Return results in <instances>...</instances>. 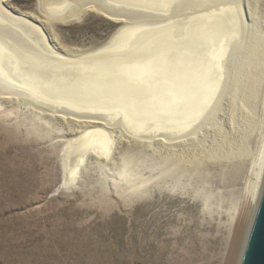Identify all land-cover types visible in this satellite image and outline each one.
I'll return each mask as SVG.
<instances>
[{"label": "rangeland", "instance_id": "374dc122", "mask_svg": "<svg viewBox=\"0 0 264 264\" xmlns=\"http://www.w3.org/2000/svg\"><path fill=\"white\" fill-rule=\"evenodd\" d=\"M142 1L0 0V11L24 32L47 77L59 79L117 57L110 47L126 27L142 34L137 45L147 40L137 50H151L169 24L203 11L200 0L161 8ZM217 5L234 7L243 30L226 61L224 93L182 140L134 137L121 115L66 113L50 98L0 87V264H226L241 223L231 261L240 264L258 206L244 200L264 141V0ZM98 133L109 151L86 147L70 178L66 153Z\"/></svg>", "mask_w": 264, "mask_h": 264}, {"label": "bare ground", "instance_id": "6f19581e", "mask_svg": "<svg viewBox=\"0 0 264 264\" xmlns=\"http://www.w3.org/2000/svg\"><path fill=\"white\" fill-rule=\"evenodd\" d=\"M149 1L159 8L166 7L169 3V0ZM220 1L222 0H200L199 9L201 11L203 9L201 15L169 24L168 26L172 27L166 28L167 30L165 29V32L159 35L154 32L157 35L156 38L153 41H148L153 47L151 50L149 47V50L146 48L137 50V48L139 49L138 46H143L147 40L141 41L144 42L143 44L140 43L142 45H137L142 34H138L136 29L131 27L123 39L125 44H123L121 37L126 33L117 36L118 38L110 47L112 49L114 46L117 48V52H115L117 57L109 59L107 56L106 60L105 58L101 59L102 57L98 58L97 63L89 67L84 62L86 64L85 66L82 64L83 70L77 69L71 74H68L69 72L63 73L64 76L68 74L71 77H77L76 82L65 80V77L62 78V73L59 79L54 77L55 75L58 76L54 72L51 74L52 76L48 75L47 77L42 66L35 63L40 62V60L37 61L33 53L35 51L26 48L24 38H22L24 32L19 30V27L15 25L16 22L14 24L16 28H12L13 22L10 21L11 19L8 21L0 9L2 11H0V87L15 90L18 93H26L34 98L43 97L46 101L50 98L54 101V105L56 103L60 104L59 106L62 108L64 107L66 113L71 110L83 114L86 112L89 114L110 112L111 116L121 115L120 118L125 121L133 136L135 132H141L147 133V139L162 136L171 143L182 140L187 135L186 133L200 127L204 121V116L205 118L209 117L212 108H215L220 96L224 93L227 85L225 84L227 82V70H229L226 61L232 57L231 54L234 53L232 48L236 43L233 41L238 34H241L240 30L243 27L238 23L240 21L237 20L239 15L233 9L234 7L219 9L217 4ZM141 2L143 1L141 0ZM208 7H212L210 8L211 11L207 10ZM213 7L220 11L215 12ZM54 9L51 8L52 11L58 12L62 8L54 7ZM24 36L27 37L26 34ZM33 42L35 45L34 40ZM106 52L105 55L108 54ZM29 59L31 62L27 63ZM90 60L88 61L90 62ZM50 62H46V64H50ZM206 110L208 111L206 112ZM205 112L206 114H204ZM102 134L98 133V140L94 134L92 137L87 136L81 142L82 148H78V153L74 154V151L66 153L67 162L70 164V167L66 169L71 172L70 178L75 177L78 168L82 165L83 158H85L82 152L86 150V147L109 151V146L111 147L109 139H105L106 137L103 136H107V134ZM169 158L167 157V159ZM256 163L255 182L250 187L246 200H244L247 208L254 202L258 203L262 188H264V141ZM241 226V223L235 226L226 264H230L234 258V252L241 234Z\"/></svg>", "mask_w": 264, "mask_h": 264}, {"label": "water", "instance_id": "95a60500", "mask_svg": "<svg viewBox=\"0 0 264 264\" xmlns=\"http://www.w3.org/2000/svg\"><path fill=\"white\" fill-rule=\"evenodd\" d=\"M101 10L109 16L114 15L111 11H108L106 6L102 7ZM131 27L134 26L132 25ZM131 27L130 29L127 27L124 28L121 32V36L128 30H131ZM126 35L127 33L121 37L122 40ZM123 44H125L124 41ZM262 189L257 210L256 213H254V220L252 226H250L248 238L246 239L244 252H242L243 255L240 264H264V188Z\"/></svg>", "mask_w": 264, "mask_h": 264}]
</instances>
